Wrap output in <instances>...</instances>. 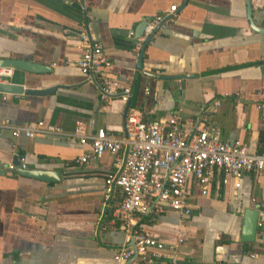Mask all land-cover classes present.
Listing matches in <instances>:
<instances>
[{"label":"crops","instance_id":"0c3cea01","mask_svg":"<svg viewBox=\"0 0 264 264\" xmlns=\"http://www.w3.org/2000/svg\"><path fill=\"white\" fill-rule=\"evenodd\" d=\"M171 5L176 9L166 25L144 47L140 70L145 39L139 51L134 46L142 24ZM83 25L110 60V79L130 84L127 101H101L98 86L75 64ZM258 28L264 30V0H0V58L45 66L40 72L13 68L5 81L50 89L0 92V264H114L118 248L134 246L131 231L121 228V194L104 197L114 155L79 164L89 144L77 137L15 136L3 124L42 120L73 132L82 123L87 133L103 127L122 134L129 111L143 119L178 113L187 125H214L258 153L264 149V31ZM20 155L26 168L58 171L59 180L10 169ZM191 188L188 216L134 214L129 229L164 242L174 264H264V171L244 174L239 187L231 178L215 182L205 196L195 182ZM251 206L259 223L254 240L244 241L243 214ZM178 237L183 241L176 245Z\"/></svg>","mask_w":264,"mask_h":264},{"label":"built area","instance_id":"2783aa9c","mask_svg":"<svg viewBox=\"0 0 264 264\" xmlns=\"http://www.w3.org/2000/svg\"><path fill=\"white\" fill-rule=\"evenodd\" d=\"M175 9L176 5H171L149 18L143 36L135 43V51L140 50L142 41L150 33L154 35L166 25ZM79 44L81 55L75 64L98 86L99 99L109 102L120 97L127 101L130 84L119 87L116 80L110 79L107 70L111 62L104 55L102 44L91 37L85 25L79 33ZM12 72V67H0V82ZM2 126L11 128L15 136L53 133L77 137L82 144H89V149L77 157L79 164L95 160L105 152L114 155V169L104 178V197L109 200L115 192L121 194L118 207L124 218L121 228L131 231L134 242L133 247L123 245L116 250L114 264H174L176 261V256L165 250L164 242L138 229H129L128 222L134 214L172 210L188 216L193 207L190 200L192 182L205 196L215 182L226 184L231 178L234 187H239L244 174L264 171V149L249 153L244 143L224 138L216 126L187 125L178 113L166 118L143 119L138 112L129 111L122 134L103 127L87 133L82 123H78L73 132H64L60 127H45L42 120L28 126L7 123ZM16 158L24 168L25 157ZM9 168L14 169L16 165L11 163ZM182 241L183 238L178 237L176 245Z\"/></svg>","mask_w":264,"mask_h":264},{"label":"water","instance_id":"95a60500","mask_svg":"<svg viewBox=\"0 0 264 264\" xmlns=\"http://www.w3.org/2000/svg\"><path fill=\"white\" fill-rule=\"evenodd\" d=\"M145 25H146V21L143 22L142 27H145ZM251 25L255 27L252 21H251ZM258 29L262 30L261 28H258ZM152 36H153V33H150L148 37L145 39L143 46L141 47L138 60H137V66H138V69L140 70L142 68V54L144 51V47L148 43V41L151 39ZM0 67H12V68L26 70L30 72H40V71L45 70V66L42 64H39L31 60H25V59H20V58H0ZM150 75L154 76V74H150ZM180 76H184V75H180ZM162 77H166V76H162ZM49 91L50 89H46V88L31 89V88H24V86L22 85L14 84L11 82H6V81L0 82V92L42 95V94H46ZM12 163L16 165V169L18 170L19 174L22 176L36 178V179H40L44 181H58L60 178V173L58 171H52V170H47V169H32V168H26V167L23 168L17 162L16 156H14ZM258 217H259V212L254 206L248 207L244 210L242 235H241L242 240L244 241L254 240L255 235H256V230L258 227V223H259Z\"/></svg>","mask_w":264,"mask_h":264}]
</instances>
